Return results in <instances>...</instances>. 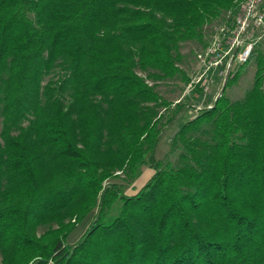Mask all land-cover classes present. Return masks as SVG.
Masks as SVG:
<instances>
[{
  "label": "trees",
  "instance_id": "obj_1",
  "mask_svg": "<svg viewBox=\"0 0 264 264\" xmlns=\"http://www.w3.org/2000/svg\"><path fill=\"white\" fill-rule=\"evenodd\" d=\"M241 2L0 0L1 264H264L263 78L185 123L176 163L157 159L186 107L159 84L190 86L183 46L205 51ZM144 168L127 196L115 181Z\"/></svg>",
  "mask_w": 264,
  "mask_h": 264
},
{
  "label": "rangeland",
  "instance_id": "obj_2",
  "mask_svg": "<svg viewBox=\"0 0 264 264\" xmlns=\"http://www.w3.org/2000/svg\"><path fill=\"white\" fill-rule=\"evenodd\" d=\"M226 20L229 21L227 18ZM227 22V21H226ZM226 22L223 20L215 22L210 27L207 28L206 34L207 35V42L209 45L214 39L215 30L220 27L227 26ZM233 23V22H232ZM183 54L186 56L185 62L183 64V68L189 74V76L193 79V81L197 80L201 73V65L198 59V56L202 54L200 46L196 43H188L183 46ZM262 53L264 55V38L257 47L255 48L253 59L251 62L243 68L241 77L238 79L236 83L230 85L228 89L225 91V86L231 77L228 78L226 84L223 86V79L217 83L212 85L213 93L211 95L203 96L199 94H194L193 91L188 86L180 82H169V83H160L158 87V91L160 94L169 102L177 103L184 99L183 103L186 104L184 111L181 113L180 117L177 121L166 129L162 142L160 143L158 152H157V159L160 161H164L166 158L172 160V162L176 163L178 161V156L181 151L176 150L175 153H171V145L172 141L177 134V132L181 129V127L189 122L190 120L194 119L198 115V111L196 107L204 108L205 105L213 104L215 100L220 98L221 96L225 95L229 100L232 102L241 100L245 94L250 91L255 82L263 78L264 79V72L261 76H257V69H258V55ZM240 69V68H239ZM187 97V98H186ZM174 108L170 111L166 112V116L170 115L173 116ZM2 129L1 120H0V132ZM154 171L148 168L143 169V175L139 180H136L132 184H129L124 178H121L115 182L123 185L125 188L126 195L129 197L134 196L140 188L153 176ZM96 212H93L81 225L78 226L76 231L70 236L69 238V245L70 247H75L87 234L90 226L92 224L94 215ZM46 231V228H40L39 234H43ZM2 263V256L0 254V264Z\"/></svg>",
  "mask_w": 264,
  "mask_h": 264
},
{
  "label": "built area",
  "instance_id": "obj_3",
  "mask_svg": "<svg viewBox=\"0 0 264 264\" xmlns=\"http://www.w3.org/2000/svg\"><path fill=\"white\" fill-rule=\"evenodd\" d=\"M215 32L211 44L198 56L202 73L189 86L192 91L199 87L205 96L213 93L212 85L223 79L224 86L229 77L251 60L264 38V0H242L235 21ZM206 108L211 109L212 105Z\"/></svg>",
  "mask_w": 264,
  "mask_h": 264
},
{
  "label": "crops",
  "instance_id": "obj_4",
  "mask_svg": "<svg viewBox=\"0 0 264 264\" xmlns=\"http://www.w3.org/2000/svg\"><path fill=\"white\" fill-rule=\"evenodd\" d=\"M153 175H154V173H153Z\"/></svg>",
  "mask_w": 264,
  "mask_h": 264
}]
</instances>
